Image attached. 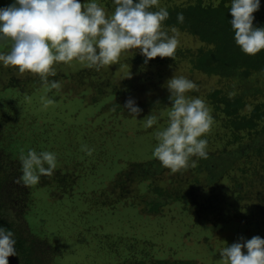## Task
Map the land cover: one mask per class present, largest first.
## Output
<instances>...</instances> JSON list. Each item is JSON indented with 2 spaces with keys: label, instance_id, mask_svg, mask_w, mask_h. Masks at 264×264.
<instances>
[{
  "label": "rangeland",
  "instance_id": "1",
  "mask_svg": "<svg viewBox=\"0 0 264 264\" xmlns=\"http://www.w3.org/2000/svg\"><path fill=\"white\" fill-rule=\"evenodd\" d=\"M191 1L194 0H159V7ZM80 2L83 5L85 0ZM202 2L208 4L211 0ZM11 3L12 0H0V7ZM97 3L108 15L114 11L112 0ZM164 28L170 32V28ZM178 32V55L162 64L153 61L134 65L133 58L141 55L138 50H130L122 52L117 63L99 71L76 61L55 65L57 76L53 78L61 83V88L47 93L55 103L46 110L40 99L44 89L34 74L32 83H38V88L31 95L24 97L13 88L1 92L22 107L15 109L22 115L21 122H14L13 134L18 140L15 154L18 156L21 150L26 154L28 149L57 154L53 175L41 176L39 183L31 187L15 183L21 175L19 160L16 163L0 158V177H7L3 189L13 201L7 217L16 223L15 213L23 214L29 233L42 242L37 253L41 264H157L158 260L220 264L219 251L223 247L241 237L264 238V215L259 214L264 207V162L247 157L233 167L223 163V159L232 157L228 152L240 154L251 142L247 134H237L235 139L234 131L222 124V114L208 99V94L216 90L234 96L242 90L250 94L257 90L262 95L264 75H253L240 85L237 79L226 81L196 71L189 56L196 55L204 45ZM0 68V87H4L15 69L11 67L14 73L8 74L6 67ZM129 72L131 79L125 78ZM81 73L84 74L78 79L77 74ZM174 74L197 84V90L187 95L204 100L214 118V125L204 138L208 141L207 151L219 158L217 170L224 171L220 175L213 173V179L201 159L194 166L172 173L152 156L157 143L154 132L167 122L171 105L166 82ZM14 76L23 77L19 73ZM261 95H257L258 102H264ZM128 98L142 109L137 119L123 108ZM248 99L254 103V97ZM251 109L249 105L243 114L248 116ZM152 111L164 115L157 125L145 129L139 120ZM20 130L24 137L21 140ZM81 145L94 149L92 155L81 151ZM150 162L153 166H149L144 177L136 175L133 183L126 184L129 195L118 190L109 195L111 203L116 201L114 206L98 203L96 193L108 190L129 165ZM151 185L183 199L162 200L153 193ZM8 191L17 195L15 202ZM154 202L162 205L157 215L147 212ZM195 205L200 207V213L194 211Z\"/></svg>",
  "mask_w": 264,
  "mask_h": 264
},
{
  "label": "clouds",
  "instance_id": "2",
  "mask_svg": "<svg viewBox=\"0 0 264 264\" xmlns=\"http://www.w3.org/2000/svg\"><path fill=\"white\" fill-rule=\"evenodd\" d=\"M114 11L108 15L97 0H12L0 7V66L14 67L20 74L39 77L44 89L42 109L54 105L47 95L59 90L55 65L76 61L85 68L99 71L117 63L122 52L138 50L147 64L156 57L173 58L180 44L175 27L164 28L169 17L159 0H112ZM261 7L260 0H230L229 21L233 40L240 51L255 55L264 50V27L254 26L253 13ZM158 8V10H151ZM177 22L184 16L177 13ZM171 33V34H170ZM125 78L131 79L130 72ZM197 84L183 76L173 75L166 82L168 100L167 122L154 132L156 145L152 156L172 173L194 166L197 159L208 158V141L204 138L214 125L207 104L187 93L197 90ZM123 108L137 119L142 109L132 98ZM164 113H155L139 120L145 129L157 125ZM81 151L91 156L94 149L81 145ZM21 175L15 183L35 186L41 176L51 177L57 168V154L53 151L23 150L19 155ZM191 162V164H190ZM14 233L0 227V264H8V257L16 256ZM220 264H264V238H240L219 251Z\"/></svg>",
  "mask_w": 264,
  "mask_h": 264
},
{
  "label": "trees",
  "instance_id": "3",
  "mask_svg": "<svg viewBox=\"0 0 264 264\" xmlns=\"http://www.w3.org/2000/svg\"><path fill=\"white\" fill-rule=\"evenodd\" d=\"M260 4V9L253 13L255 17L253 23L256 27H264V0H260ZM229 7L230 0H211L208 4H203L202 0H194L187 4L184 3L178 6L165 7L169 12V17L164 21V27L170 29L175 27L180 32L197 39L204 45L202 49L198 50L196 55L189 56L191 57L190 64L194 70L226 81L235 82V79H237L239 84L242 85L243 81H248L253 75H264V50L255 55H247L241 52L239 47L235 45L233 40L234 33L229 22L232 19L228 10ZM151 10L155 11L158 10V8H153ZM177 13H182L184 16V22L182 24L177 22ZM205 47L206 49H204ZM177 55L178 53L175 52L174 57L169 59L172 61ZM182 57H185V54ZM167 59L168 57H156L149 62L154 61L156 64H162L165 63ZM132 64L146 65L142 56H135L132 60ZM10 68L11 67H7L8 74H13L14 71L15 74L19 73L15 68V70L13 69L14 71ZM90 72L93 73V71ZM83 74L84 73L77 74L78 79H81ZM14 75L11 76L6 86L0 87V158H8L10 162L15 161L17 163L20 154L18 153L17 156L14 151L15 146L18 145V140L13 134L15 130L14 122H21L20 117L22 115L21 111L17 113L15 109L22 110V107L20 104L19 106L18 104L17 106L13 104L15 101L13 99L7 100V96L1 95V92L5 89L13 88L25 97L31 95L33 89L38 88V83H34V80L32 83V78H34L33 74L27 72L20 74V76L23 75L20 79L16 78ZM94 76H96V71L94 72ZM30 83L32 84L30 85ZM40 87H42V85H40ZM255 91L256 92L253 94H250V91L242 90V92L235 96L223 90H216L208 94V99H210L214 107L220 111L219 115L222 114V124L234 131V138H238L237 134H247V137L250 138L251 144L243 147L240 154L227 153V155H232V157H229L228 160L223 159L222 161L223 163L226 161L229 167H233L235 164L240 163V160H245L247 157H252L255 158L256 161L264 162V102H258L260 100L257 99V95L261 94H258L259 92L257 90ZM249 97H254V103L249 101ZM261 100H264V93L261 95ZM249 105L252 109L247 116L243 113ZM214 117L218 120V116L214 114ZM12 121L13 123H11ZM17 132H19V128ZM23 138L21 132L19 140ZM213 154L212 152H208V158L201 159V165L208 168L210 174L214 173L215 175H220V173H223L224 169L217 170L216 160H219V158L214 157ZM149 166H153L152 162L148 164L135 163L129 165V167L119 175V179L112 183L108 190L105 189L96 193L98 203L101 205L104 204L108 206V208L111 205L114 206L116 201L111 203L109 195L114 194L118 190L119 193L129 195L130 190L126 187V184L128 182L133 183L137 179V176L139 178L144 177V174L149 170ZM241 172L245 174L246 170L241 168ZM214 174L210 176L211 179L214 178ZM6 178V176H4V178L0 177V227H4L14 233L17 254L16 256L8 257V264H41L40 259L37 257V253L42 242H38L39 239L33 237V235L29 233V229L23 220V214L21 212L15 213L18 219L16 223L10 221L7 217L8 210L12 207L13 201L8 196L10 194L3 189V182ZM143 180H147V178H143ZM151 186L150 188H152L153 193L161 197L162 200L167 199L172 202H177L183 199L182 197L174 198L172 194H168L158 187L154 188V186ZM8 192L13 194V200L15 202L17 195L10 191ZM16 204L18 205V200ZM149 206L147 212L151 215H157L162 205L160 202H154L152 204L150 203ZM194 209L195 212H201L198 205H195ZM259 214L264 215V207L263 209L261 208ZM11 257L14 259V262L11 261ZM156 262L157 264H195L194 262L167 260H158Z\"/></svg>",
  "mask_w": 264,
  "mask_h": 264
},
{
  "label": "water",
  "instance_id": "4",
  "mask_svg": "<svg viewBox=\"0 0 264 264\" xmlns=\"http://www.w3.org/2000/svg\"><path fill=\"white\" fill-rule=\"evenodd\" d=\"M11 261L14 262V259L11 257Z\"/></svg>",
  "mask_w": 264,
  "mask_h": 264
}]
</instances>
